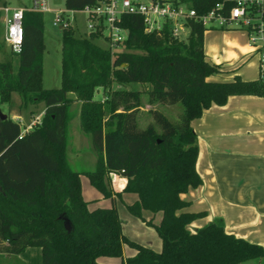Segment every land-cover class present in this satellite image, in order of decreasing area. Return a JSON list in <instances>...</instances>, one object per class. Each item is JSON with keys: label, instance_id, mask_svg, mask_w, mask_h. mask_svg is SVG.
<instances>
[{"label": "trees", "instance_id": "obj_1", "mask_svg": "<svg viewBox=\"0 0 264 264\" xmlns=\"http://www.w3.org/2000/svg\"><path fill=\"white\" fill-rule=\"evenodd\" d=\"M215 1L194 4L202 10ZM96 2L63 0L67 9ZM22 23L20 51L9 49L17 57L16 68L10 59H0V101H9L17 91L22 105L43 101L44 108L21 135L19 121L0 117L1 254L15 255L37 245L42 264H105L98 257H122L127 244L135 252L120 264H240L264 256L261 244L227 232L220 218L190 229L189 223L206 212L185 209L189 200L181 196L202 182L191 120L231 94H264V77L209 79L219 64L205 57L203 25L194 24L187 38L180 39L167 30L145 31L140 15L125 14L122 23L128 33L115 51L98 42V31L81 35L71 26L62 27L60 85L44 87V12L26 9ZM132 81L150 84L148 102L179 103L177 119L149 108L154 121L138 125L144 91L124 86ZM98 87L102 98L94 97ZM74 101L79 102L80 129L96 153L92 168L76 169L68 161ZM113 172L126 177L120 190L111 186ZM81 173L111 205L89 207ZM123 192L136 194L125 206L154 228L161 239L159 250L124 234L116 206ZM144 210L160 212L158 222L146 218Z\"/></svg>", "mask_w": 264, "mask_h": 264}, {"label": "crops", "instance_id": "obj_2", "mask_svg": "<svg viewBox=\"0 0 264 264\" xmlns=\"http://www.w3.org/2000/svg\"><path fill=\"white\" fill-rule=\"evenodd\" d=\"M23 5L25 4L16 6ZM206 29L203 40L205 57L209 62L221 67L218 72L210 75L209 79L231 80L234 75L243 79H255L260 76L259 52L249 45L244 29ZM205 31L209 33L206 40ZM33 114L31 113L30 118L20 114L9 116L19 121L20 125L22 122L27 125L41 116ZM191 125L196 132L198 145L195 167L202 182L197 186H190L181 196L189 200L185 209L205 210L206 213L192 220L188 227L195 229L208 221L220 218L227 232L264 247V94H231L225 103H212L206 107L199 117L191 120ZM113 175L119 186L117 190H120L126 182V177L111 173L110 181ZM126 194L131 197L125 203L136 198L135 193L123 192L121 199ZM143 215L158 222L161 214L144 210ZM127 219L130 225H139V222H136L138 219L140 225L149 226L132 214ZM145 242L142 244L154 250L161 248L160 237L159 242L156 240L155 247L147 243L148 240ZM134 252V248L123 244L120 261H113L110 258L112 256L107 255L109 258H106L105 264H120L126 256ZM15 260L24 264H42L40 246H27L15 255L0 253V264H10ZM98 260L101 261L99 257ZM240 264H264V256Z\"/></svg>", "mask_w": 264, "mask_h": 264}, {"label": "built area", "instance_id": "obj_3", "mask_svg": "<svg viewBox=\"0 0 264 264\" xmlns=\"http://www.w3.org/2000/svg\"><path fill=\"white\" fill-rule=\"evenodd\" d=\"M26 9L53 12L52 23L59 28L70 26L75 13L82 11L87 32L98 31L111 51L119 49L127 36L128 28L122 23L125 14L140 15L145 31L167 30L180 39L187 38L196 23L205 29L242 28L247 33L249 45L259 52L260 76L264 77V0H216L202 10L195 6L194 0H97L80 9L52 8L49 0H31L29 5L23 6L0 3L3 41L13 52L21 49L23 11ZM39 118L24 125L20 135ZM115 182L113 175L111 183Z\"/></svg>", "mask_w": 264, "mask_h": 264}, {"label": "rangeland", "instance_id": "obj_4", "mask_svg": "<svg viewBox=\"0 0 264 264\" xmlns=\"http://www.w3.org/2000/svg\"><path fill=\"white\" fill-rule=\"evenodd\" d=\"M0 3H6L11 6H16L19 4L29 5L31 3V0H0ZM49 5L52 8H64L63 0H49ZM53 16V12H44L43 33L45 49L43 52L42 82L44 87H57L60 85L61 28L53 25ZM70 26L75 28L77 34H88L84 22V14L82 11H77L75 13V19L71 22ZM206 30H209V28H207ZM208 35L209 33L205 31V40L206 38H208ZM97 40L102 45L107 44L106 41L102 38ZM0 59H10L14 64V68H16L17 66V57L10 55L9 46L3 41V26L1 24ZM220 68L221 67H219V70ZM115 85L117 86V84ZM124 86L127 88H139L144 91L141 96L142 106L140 107L137 113L138 125L144 126L147 123L154 121L152 114L150 113V111H148L149 108H157L162 110L171 120L177 119L178 113L181 110V106L179 103H162L159 101L148 102L147 93H145V91L150 87L149 83L132 81L126 83ZM69 94L72 96L74 95L72 92H70ZM102 96L103 90L101 87H99L95 90L94 97L102 98ZM43 108V101L22 105L20 95L17 91L12 92L9 101H0V112L9 113L10 116H16L20 114L25 118H30L31 113H34L33 115L39 116L42 113ZM70 109L71 117L68 121V142L66 146L68 161L76 169L92 168L95 164L96 153L92 149L89 137L80 129L78 118L79 102H72ZM22 123L21 128H24V125ZM116 183L117 181L114 183L115 185L111 183V186L114 189L119 188L118 184ZM81 186L82 195L88 201L89 207L92 208L96 206L111 205V199L107 197L104 198L101 195V192L89 182L87 175L83 173L81 174ZM130 197V194H126L122 196V199H119V197L116 198V200L118 199L116 202L117 210L119 217L122 221L124 233L130 239L135 240L137 242L146 243L145 241L148 240L147 243L152 245V247H155L156 240H158L159 242V237L152 227L140 225V221H137L138 219H136V222H139V225H130L127 222V217L131 214L125 207L124 203L125 201H129ZM126 246L129 245L126 244ZM106 258L109 257H107V255H102L99 257V259H101V261H99L105 263V261H107ZM110 258H112V260L116 262L120 261V256H112Z\"/></svg>", "mask_w": 264, "mask_h": 264}, {"label": "water", "instance_id": "obj_5", "mask_svg": "<svg viewBox=\"0 0 264 264\" xmlns=\"http://www.w3.org/2000/svg\"><path fill=\"white\" fill-rule=\"evenodd\" d=\"M6 116H7L6 113H2V112H0V117H1V118H5Z\"/></svg>", "mask_w": 264, "mask_h": 264}]
</instances>
